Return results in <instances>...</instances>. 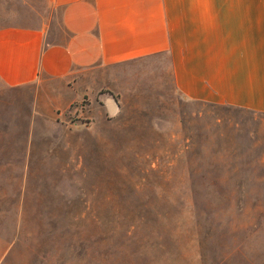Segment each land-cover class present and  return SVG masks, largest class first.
Returning a JSON list of instances; mask_svg holds the SVG:
<instances>
[{"label":"rangeland","instance_id":"obj_1","mask_svg":"<svg viewBox=\"0 0 264 264\" xmlns=\"http://www.w3.org/2000/svg\"><path fill=\"white\" fill-rule=\"evenodd\" d=\"M59 12L0 0V28L61 41ZM167 64L100 69L62 114L0 85V264H264V115L182 100Z\"/></svg>","mask_w":264,"mask_h":264},{"label":"crops","instance_id":"obj_2","mask_svg":"<svg viewBox=\"0 0 264 264\" xmlns=\"http://www.w3.org/2000/svg\"><path fill=\"white\" fill-rule=\"evenodd\" d=\"M42 2L60 11L64 38L50 41L44 23L0 28L3 88L35 87L62 114L91 94L100 69L164 56L182 100L264 115V0ZM95 97L104 115H118L114 97Z\"/></svg>","mask_w":264,"mask_h":264},{"label":"trees","instance_id":"obj_3","mask_svg":"<svg viewBox=\"0 0 264 264\" xmlns=\"http://www.w3.org/2000/svg\"><path fill=\"white\" fill-rule=\"evenodd\" d=\"M249 113H252V112H249Z\"/></svg>","mask_w":264,"mask_h":264}]
</instances>
